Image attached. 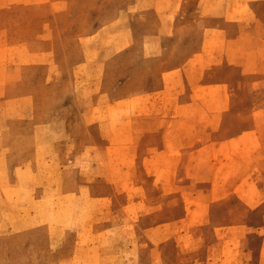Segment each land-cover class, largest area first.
Masks as SVG:
<instances>
[{"label":"rangeland","instance_id":"obj_1","mask_svg":"<svg viewBox=\"0 0 264 264\" xmlns=\"http://www.w3.org/2000/svg\"><path fill=\"white\" fill-rule=\"evenodd\" d=\"M41 89H64L50 117L72 145L55 158L47 140L43 164L6 176L68 197L26 208L60 230L37 239L42 264L54 251L67 264H264V0H0L1 156L20 153V129L47 136ZM70 166L78 189L59 193ZM0 180L14 261L22 210ZM52 240L65 247L43 251Z\"/></svg>","mask_w":264,"mask_h":264},{"label":"bare ground","instance_id":"obj_2","mask_svg":"<svg viewBox=\"0 0 264 264\" xmlns=\"http://www.w3.org/2000/svg\"><path fill=\"white\" fill-rule=\"evenodd\" d=\"M42 119H43L42 116H39L36 118V121L34 122L35 128L39 130L38 131L39 134L42 135L43 132H47V136L46 137L43 136L42 140H39L38 135H33L32 137H29L27 140H25L27 135L23 129H20V134H21L20 140L18 137L13 139V142H15V143L19 142V144L23 147L19 151L20 153L12 152V151L7 152V159H9L10 162L13 161L17 164L15 166L16 168L15 169L13 168L14 169L13 170L14 176L18 172H20L18 166L20 163H22L25 160H28V159L34 160L36 166L43 164L42 159H43V155H44V150L46 149L45 145H46L47 140H49L50 146L48 149L50 151L51 157L57 158V156H58L57 149H56V147H54V142L56 141V139L58 137V131H57L55 126L48 124V123H44L42 121ZM20 123L23 125L22 122H20ZM27 133L30 134V132H28V131H27ZM3 134H5L2 136V141H3V147L2 148L4 149L5 146L8 145L10 136H9V132L7 130H3ZM32 139L35 140L34 143L30 142V140H32ZM3 155H4V153H3ZM3 155L2 156L0 155V177H3V176L6 177V172L3 169L4 163H5L4 159H6V157H4ZM28 166L34 167L33 165H28ZM70 168H71V170L64 169L63 171H60V172L57 171L58 183H59L58 187H57L59 189H57V190L59 193L64 192L65 190L70 191V190L74 189L75 187L78 189V184L75 183L72 179L74 178L75 174L79 175V171L78 170L75 171V169L71 166H70ZM82 175H83V172H82ZM4 177H3V179H4ZM80 177H81V175H80ZM63 182H69L70 186L68 187L66 185V183H63ZM27 183H28L27 179H24V181L22 183L24 188H20V182L18 183V186L13 185L12 182L10 183L6 179H5V181L2 182V185H4L3 190L4 189L6 190V194L8 196H10V194L8 192L10 190L9 186H12L13 192L15 193V194L13 193V195H14L13 205L15 207L16 206L20 207L19 210L20 209L22 210V216H20L21 215L20 213L19 214L16 213L18 216H20V219L18 218L19 219V222H18L19 227L18 228L19 229L20 228L30 229V230L35 229V230L42 231V234H41L42 236L38 237V238L45 237L46 235H48V239L56 238L55 235H53V233L55 231H60V230L59 229L51 230L46 225L44 226L43 223L38 224L39 221H34L36 216L32 215L31 213L27 214L26 208L30 207V206L43 207V205L45 204L43 200H45L47 202V204H49V205L58 206V205L63 204L64 200L68 199V197H66L64 199L58 198L57 201H53V202L49 201L45 197L46 194L44 193V191L42 189H40L38 187H34V186H27ZM20 191H22V192H20ZM0 207H2V206H0ZM1 212L2 213H0V222L5 223V222H7L6 218H9L10 214H8L7 216H5V215L3 216V212H5V211H1ZM55 227L58 228L59 223H56ZM1 230H2V233H5V230L0 227V264H9L11 260L9 259L10 261H7L6 259L8 257L5 258V256H4V254H5V252H4L5 241H3ZM32 233H34V231ZM5 237H8V236H5ZM19 238L20 239H26L25 240V248H27L26 252H24V253L22 251L18 252L19 262H21V264H25V261H28V260L29 261L33 260V264H34V262H36V263L38 261L40 262V260H39L40 251H39L38 244H37L38 238L36 239L35 236L27 235L24 233H22ZM35 244H36V246H34ZM52 247L64 248L65 246L58 240H52L51 242L46 241V242H43L41 245V249L45 252H49ZM100 256L103 257L104 259L106 258L104 255L100 254ZM45 260H46L47 264H67L61 258V253L59 251H54L50 255L46 256ZM12 262H14V261H11L10 264H12ZM91 262L92 261H88V262H86V264H89ZM75 263L78 264V262L76 260H75Z\"/></svg>","mask_w":264,"mask_h":264},{"label":"crops","instance_id":"obj_3","mask_svg":"<svg viewBox=\"0 0 264 264\" xmlns=\"http://www.w3.org/2000/svg\"><path fill=\"white\" fill-rule=\"evenodd\" d=\"M42 90V92H41V94L42 95H44L45 97H43V96H41V95H37V99H36V97H35V107H36V112H38V117L39 116H42V121L44 122V123H48V124H51V125H53V126H55L56 127V129H57V131H58V137H57V139H56V141L54 142V147H56V149H57V152H58V156H59V154L61 153V152H63V151H68V149H69V147L72 145H70L69 147L66 145V144H62V140H63V138L67 135V133L65 132V125H66V122L64 121H62V119L61 118H59L58 116H53V117H50V113H51V110H52V107H53V105L56 103H58L59 102V98H58V93L59 92H62L64 89H41ZM68 90V89H67ZM67 92H69V90L67 91ZM61 95H62V93H61ZM38 102V103H37ZM46 102L48 103V106L46 105ZM53 102H54V104H53ZM78 123H79V125L82 123V125H83V123H84V120H83V118H81L79 121H78ZM72 141L74 142L75 140H74V135L72 134ZM79 146V145H78ZM86 147V144L84 143L83 145H81V146H79V149H84ZM80 153H83V150L80 152ZM5 157V156H4ZM9 159H7V157H6V159H4V167H3V169L5 170V172H6V175H7V173H8V169H9V167H8V164L7 163H9V164H13L14 162L12 161V162H10V160L8 161ZM17 164L16 163H14V165H13V167H15ZM16 168V167H15ZM4 177V176H3ZM2 178V177H1ZM15 178H16V175H15ZM7 180L8 182H10L11 183V180H9V178L6 176V177H4V180ZM2 182H3V180H2ZM63 183H66V185L69 187L70 186V183L69 182H63ZM13 185H15V186H18V184L17 183H13ZM4 186V185H3ZM9 188H10V190L8 191L9 192V194H10V196H8L7 194H6V190L4 189L3 190V192H2V195H3V204H5V206L7 205V201L9 202V203H14L13 202V200H14V195H13V189H12V186H9ZM85 189H86V184H83L82 185V190L83 191H85ZM1 204H2V202H1ZM1 206V205H0ZM1 211H5L6 212V209L4 208V207H0V213H2ZM3 216H4V214H3ZM3 221V220H2ZM4 222V221H3ZM6 223V222H5ZM5 230V229H4ZM20 230V234H19V237L21 236V234L22 233H24V234H27V235H31V236H35L36 237V239L38 238V237H41L42 235V231H40V230H35V229H33V230H30V229H22V228H20L19 229ZM34 231V233H32ZM25 240L26 239H20L19 238V245H18V247L16 248V250L13 252V257H14V262H12V264H21V262H19V256H18V252L19 251H22L23 253L24 252H26V249L27 248H25ZM37 244H39V241H38V243ZM34 246H36V244L34 245ZM4 252H6V245H5V249H4ZM18 256V257H17ZM12 261V260H11ZM11 261H10V263H11ZM9 263V264H10ZM27 263H30V261H25V264H27ZM41 262H34V264H40ZM42 264V263H41Z\"/></svg>","mask_w":264,"mask_h":264}]
</instances>
